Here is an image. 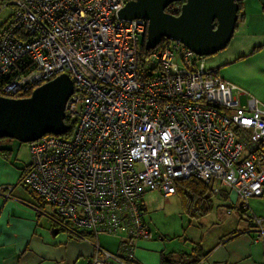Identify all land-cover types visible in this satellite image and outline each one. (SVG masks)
<instances>
[{"label": "built area", "instance_id": "1", "mask_svg": "<svg viewBox=\"0 0 264 264\" xmlns=\"http://www.w3.org/2000/svg\"><path fill=\"white\" fill-rule=\"evenodd\" d=\"M129 1L0 6L11 9L0 23V96L16 99L60 75L73 81L72 135L30 143L22 182L52 208L58 229L93 234L90 264H126L101 236L150 237L146 192L170 198L179 181L218 179L243 211L264 198V102L248 94L242 103L243 90L179 42L164 40L140 60L147 22L119 18ZM251 217L264 241V218Z\"/></svg>", "mask_w": 264, "mask_h": 264}, {"label": "crops", "instance_id": "2", "mask_svg": "<svg viewBox=\"0 0 264 264\" xmlns=\"http://www.w3.org/2000/svg\"><path fill=\"white\" fill-rule=\"evenodd\" d=\"M243 12L236 30L248 41L247 47L238 48L231 59L214 62L210 68H216L225 80L243 90L242 103L248 94L264 102V47L254 52L264 46V0H244ZM0 149L5 150V154L0 151V264H90L96 240L91 236L77 240L58 232L49 218L52 208L22 182L30 162L19 159L11 141L1 143ZM213 187L219 188V193L213 191V197L219 199L223 210L212 221L209 219L213 211L203 217L221 228L214 232L217 237L207 247L205 239L191 248L176 237L155 233L145 219L149 204L145 198H142L143 218L150 231L149 238L126 242L122 230L117 235L101 236L98 243L120 257L127 256L131 249L128 250V245L134 244V264H160L163 255H189L196 248L201 250L198 264H264V241L257 239V233L251 230L252 215L264 218V198L250 199L249 210L241 214L237 210L240 202L227 186H216L214 182Z\"/></svg>", "mask_w": 264, "mask_h": 264}, {"label": "water", "instance_id": "3", "mask_svg": "<svg viewBox=\"0 0 264 264\" xmlns=\"http://www.w3.org/2000/svg\"><path fill=\"white\" fill-rule=\"evenodd\" d=\"M183 0H131L119 13L125 21L147 22L145 49L164 40L179 42L200 57L226 49L239 20L241 0H185L178 16L166 9ZM74 92L68 75H60L36 88L29 97L0 96V140L37 142L46 135H66V104Z\"/></svg>", "mask_w": 264, "mask_h": 264}, {"label": "rangeland", "instance_id": "4", "mask_svg": "<svg viewBox=\"0 0 264 264\" xmlns=\"http://www.w3.org/2000/svg\"><path fill=\"white\" fill-rule=\"evenodd\" d=\"M8 1L9 0H1L0 6L8 3ZM10 14L11 9L9 7L5 8L0 14V23L7 19ZM241 36L242 33L239 34L236 30L226 49L215 55L205 57L208 67H210L212 63L218 61L225 63L223 61L229 58L231 59L233 55L237 53L236 50L238 48L245 50L248 45V41L245 42ZM11 143H13V145L15 144L18 150L19 159L30 162V144L20 143L16 140H11ZM214 182L216 186H224V183H221L218 179H215ZM144 198L147 202H149V204H146L147 214L145 215V219L150 228L155 231V233L176 237L181 241V243H186V246L188 247L192 248L193 245L195 246L196 244L201 243L203 239L206 240L207 247L210 240H215L217 237L214 232L221 229L220 227L209 224V221L214 220L218 215L220 212L219 210H223L219 205V199L217 197H213L214 210L213 215L211 216L212 219L210 218L209 221H206L205 218L200 219L199 221L190 220L189 214L182 204L180 195L164 198L163 195L158 192H146L143 196V199Z\"/></svg>", "mask_w": 264, "mask_h": 264}, {"label": "trees", "instance_id": "5", "mask_svg": "<svg viewBox=\"0 0 264 264\" xmlns=\"http://www.w3.org/2000/svg\"><path fill=\"white\" fill-rule=\"evenodd\" d=\"M243 1L241 0L238 2L239 4V20H243L244 17V12H243ZM1 2V0H0ZM185 3V0L181 2H177L174 4H171L167 9L166 13H169L171 15L178 16L181 11L182 5ZM237 22V23H238ZM238 27V24L236 28ZM145 43H146V33L140 40L139 44V50H140V60H143V57H145L149 51L145 49ZM169 43L168 40H165L163 44L167 45ZM162 45V44H161ZM161 45L157 48L160 49ZM264 46L258 47L254 50L258 51ZM32 92H28L26 94H23L22 96L16 97L18 98H25L29 97ZM65 124L68 127L67 134L65 136L66 139L70 138L74 131L75 124H72L68 119H65ZM10 139H1L0 144L3 142H10ZM2 154H5V150L0 149ZM176 194L177 196L180 195L182 204L184 208L187 210V213L189 214V217L195 220H199L203 217H206L211 214V212L214 209V203H213V182L207 184L204 183L196 178H189L186 180H182L176 183ZM44 206V205H43ZM241 214H245L244 211L239 208L237 209ZM253 222V220H252ZM53 223V222H52ZM55 226L56 230L58 232L64 233L62 230L58 229L57 225L53 223ZM254 226V225H253ZM252 226V228H253ZM85 230H73L71 233H67L69 238L77 239V240H87L89 239V236H91L93 239L94 236L91 232H88ZM128 250L130 249V252L128 253L127 256L121 258L126 262V264H134V256H133V250L135 249V246H133L132 243L128 245ZM199 252H201L200 248H196L193 250V252L189 255H184L181 253H174V254H168V255H163L162 261L160 264H198L199 263ZM178 255V256H175ZM201 256V255H200ZM174 257H177V260L174 259Z\"/></svg>", "mask_w": 264, "mask_h": 264}]
</instances>
